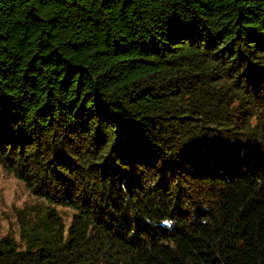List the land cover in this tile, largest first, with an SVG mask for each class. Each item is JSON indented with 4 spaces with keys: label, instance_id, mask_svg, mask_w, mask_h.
<instances>
[{
    "label": "trees",
    "instance_id": "trees-1",
    "mask_svg": "<svg viewBox=\"0 0 264 264\" xmlns=\"http://www.w3.org/2000/svg\"><path fill=\"white\" fill-rule=\"evenodd\" d=\"M0 167V264H264V0H0Z\"/></svg>",
    "mask_w": 264,
    "mask_h": 264
},
{
    "label": "rangeland",
    "instance_id": "rangeland-1",
    "mask_svg": "<svg viewBox=\"0 0 264 264\" xmlns=\"http://www.w3.org/2000/svg\"><path fill=\"white\" fill-rule=\"evenodd\" d=\"M45 208L41 199L32 196L25 187L0 167V239L10 236L19 241V219L31 217ZM67 226L71 212L56 208Z\"/></svg>",
    "mask_w": 264,
    "mask_h": 264
},
{
    "label": "clouds",
    "instance_id": "clouds-1",
    "mask_svg": "<svg viewBox=\"0 0 264 264\" xmlns=\"http://www.w3.org/2000/svg\"><path fill=\"white\" fill-rule=\"evenodd\" d=\"M164 224H165V225H168V226H171V221L165 220V221H164Z\"/></svg>",
    "mask_w": 264,
    "mask_h": 264
}]
</instances>
